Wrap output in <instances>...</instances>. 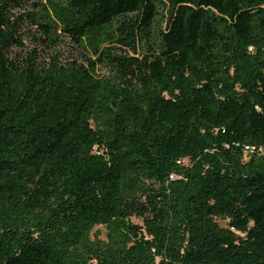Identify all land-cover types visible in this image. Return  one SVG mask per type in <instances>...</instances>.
Listing matches in <instances>:
<instances>
[{
  "label": "trees",
  "instance_id": "trees-1",
  "mask_svg": "<svg viewBox=\"0 0 264 264\" xmlns=\"http://www.w3.org/2000/svg\"><path fill=\"white\" fill-rule=\"evenodd\" d=\"M28 3L0 0V264H264V0Z\"/></svg>",
  "mask_w": 264,
  "mask_h": 264
},
{
  "label": "rangeland",
  "instance_id": "rangeland-1",
  "mask_svg": "<svg viewBox=\"0 0 264 264\" xmlns=\"http://www.w3.org/2000/svg\"><path fill=\"white\" fill-rule=\"evenodd\" d=\"M29 3L27 4V7L25 9H32V5L33 3H36L37 1H43L45 2L46 0H28ZM24 10V9H23ZM28 43L32 46V42H31V39L28 41ZM61 51L65 53V56H68V55H73L74 57H77L78 59H81L80 58V54L78 51L75 50L74 48V43L72 42V40L70 38H66L64 39L63 41V44H62V47H61ZM132 220L135 222V223H141V220L137 217H133ZM221 222L223 221V219H219ZM97 230H100L101 231V236L100 238L101 239H106V229L105 227L103 226H97L94 228V232L97 231Z\"/></svg>",
  "mask_w": 264,
  "mask_h": 264
}]
</instances>
